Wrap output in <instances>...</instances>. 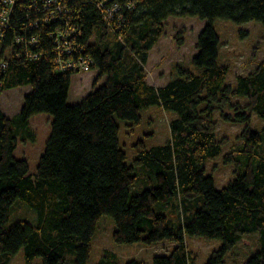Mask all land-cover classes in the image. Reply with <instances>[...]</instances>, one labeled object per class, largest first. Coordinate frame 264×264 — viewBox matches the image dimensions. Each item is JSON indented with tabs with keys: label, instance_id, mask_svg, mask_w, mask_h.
<instances>
[{
	"label": "trees",
	"instance_id": "trees-1",
	"mask_svg": "<svg viewBox=\"0 0 264 264\" xmlns=\"http://www.w3.org/2000/svg\"><path fill=\"white\" fill-rule=\"evenodd\" d=\"M2 11L9 14L0 27V99L30 89L13 118L0 110V264L20 250L26 264H87L103 216L114 221L117 245H174L152 264H196L188 238L222 241L206 264H226L232 247L255 233L259 250L244 264H264V60L225 84L229 67L215 31L222 19L264 29V0H14ZM168 18L205 25L191 67H176L175 78L154 88L145 66ZM82 63L97 74L92 92L71 106ZM150 107L175 115L170 136L161 146L137 142L128 164L120 123L139 127ZM40 114L50 116V130L30 175L15 152L19 139L36 142L30 122ZM220 121L243 129L242 144L222 158L234 177L218 190L206 168L223 153ZM17 201L35 211L34 225L23 219L6 228ZM99 264H117L116 256Z\"/></svg>",
	"mask_w": 264,
	"mask_h": 264
},
{
	"label": "rangeland",
	"instance_id": "rangeland-1",
	"mask_svg": "<svg viewBox=\"0 0 264 264\" xmlns=\"http://www.w3.org/2000/svg\"><path fill=\"white\" fill-rule=\"evenodd\" d=\"M166 22L164 26L165 34L150 51L149 60L145 66L147 84L154 88L163 87L171 79L175 78L176 67L180 65L191 67L189 63L191 58L196 54V40L205 25L204 21L192 18H168ZM215 31H217L220 41V61L226 63L229 67L225 84L234 86L236 77L246 76L264 60V29L257 22H246L237 25L222 19L215 22ZM83 74H86L84 76L87 77L90 75L88 72L79 74L82 77L79 76L81 81L78 82L82 85L87 81ZM29 89V86L19 87L2 94L0 109L6 116L13 118V115L20 110L23 98L28 95ZM72 99H69L71 103L73 102ZM35 117L37 118L33 120L32 126L35 128L36 142L22 145L24 141L19 139L20 143L16 153L17 159H24L28 162L30 175L36 171L35 168L39 161V154H41L40 152L44 147L50 130L49 115L40 114ZM44 117L47 120L42 119ZM141 117L142 123L139 127H129V123H120L119 144L127 155L128 164L137 156L138 149L135 147L137 142L142 141L150 148L151 146H161L169 138V124L175 118V115L173 113H166L158 107H150L148 110L141 112ZM215 118L219 120L217 114ZM252 123L255 127L259 128L260 122L256 118H253ZM217 129V138L224 143L222 147L223 153L216 160L207 162L206 169L207 174L213 177L214 184H216V188L219 190L228 185L229 181L234 177L232 172L233 167L225 165L222 158L224 154L227 155L231 152L230 150L242 144L239 135L243 128L240 124L221 122ZM21 156L23 158H20ZM131 193L134 195L136 191L132 190ZM23 219L34 225L37 221V216L34 210L28 208L24 203L17 201L13 205L6 228L12 227L13 224ZM114 230L115 224L111 218L103 216L99 219L95 231L96 234L91 242L92 250L87 264H99L106 254H114L117 264H126L134 260L141 264H152L153 258L169 254L174 247L173 244H169L168 242L155 244L154 246H143L142 244L120 246L112 241ZM221 244L222 241L218 240L207 241L202 238H188L186 247L196 264H206L211 253L219 249ZM258 250L259 237L257 233L245 235L226 254L224 261L226 264H244ZM41 261V258H36L33 264H41ZM8 264H26L25 258H23V251L20 250L14 255Z\"/></svg>",
	"mask_w": 264,
	"mask_h": 264
},
{
	"label": "crops",
	"instance_id": "crops-1",
	"mask_svg": "<svg viewBox=\"0 0 264 264\" xmlns=\"http://www.w3.org/2000/svg\"><path fill=\"white\" fill-rule=\"evenodd\" d=\"M90 75H88V77L87 76H84V75H86V74H83V76H84V78H85V80H87L86 82H84L83 83V85L81 84V83H79L78 81H81V79L79 78V76L80 77H82L81 75H74L73 77H72V79H71V81H72V86H71V90H70V94H69V97H68V100H67V103L69 104V105H76V104H79V103H81V100L86 96V95H88L89 93H91L92 92V86H93V82H94V78H95V76H96V74H97V72L96 71H93L92 73H89ZM86 92V93H85ZM73 94V95H72ZM72 95V96H71ZM72 97H73V99H72ZM72 99V103L69 101V99ZM1 110V109H0ZM40 117H42V116H40ZM35 118H37V117H34V118H32L31 119V126H32V123H34V121L33 120H35ZM42 119H44V120H47V118L46 117H44V118H42ZM48 120H49V122H50V118H48ZM33 127V129H34V131H35V128H34V126H32ZM35 134H36V132H35ZM48 136V135H47ZM48 138V137H47ZM27 144V143H26ZM22 145H25V144H22ZM28 145V144H27ZM43 150H44V148H42V151L40 152L41 154H39V157L42 155V152H43ZM17 151H18V148H17ZM17 151L15 152V153H17ZM16 156V155H15Z\"/></svg>",
	"mask_w": 264,
	"mask_h": 264
},
{
	"label": "built area",
	"instance_id": "built-area-1",
	"mask_svg": "<svg viewBox=\"0 0 264 264\" xmlns=\"http://www.w3.org/2000/svg\"><path fill=\"white\" fill-rule=\"evenodd\" d=\"M13 1L14 0H1L0 1V5H1V7H2V9L0 10V27H2L3 26V24H5V21H7L6 20V18H4L5 16H7L9 13H7L6 15H5V12L4 11H2L3 10V6L5 5V4H13ZM17 1V0H16ZM44 1V4L45 5H47V6H50V5H52V4H55L56 2H57V0H43ZM20 2V0H18V3ZM115 9L116 10H114V12H113V15H112V17L111 18H113L114 17V14L116 13V15L117 14H119L118 13V11H119V8L117 7V6H115ZM5 15V16H4ZM5 20H4V19ZM110 18V19H111ZM7 23V22H6ZM69 66V69L71 70V69H73V66L72 65H68ZM79 68L81 69V74L83 73V72H90V69H88V64H86V63H82L80 66H79ZM74 70V69H73Z\"/></svg>",
	"mask_w": 264,
	"mask_h": 264
},
{
	"label": "clouds",
	"instance_id": "clouds-1",
	"mask_svg": "<svg viewBox=\"0 0 264 264\" xmlns=\"http://www.w3.org/2000/svg\"><path fill=\"white\" fill-rule=\"evenodd\" d=\"M90 73V72H89Z\"/></svg>",
	"mask_w": 264,
	"mask_h": 264
}]
</instances>
